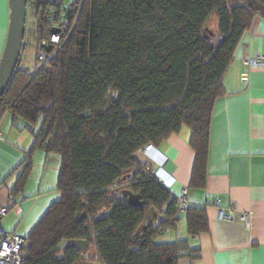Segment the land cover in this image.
<instances>
[{
  "label": "trees",
  "instance_id": "1",
  "mask_svg": "<svg viewBox=\"0 0 264 264\" xmlns=\"http://www.w3.org/2000/svg\"><path fill=\"white\" fill-rule=\"evenodd\" d=\"M30 3L37 64L51 28L38 0ZM258 15L257 0H84L72 35L50 47L51 61L28 72L20 57L0 99V124L6 116L22 121L33 145L10 196L24 194L37 151L57 164L60 192L23 237V264H82L94 246L103 264L196 257L186 240L158 239L182 213L190 236L208 233L206 209H179L133 156L187 128L196 153L190 186L201 188L214 105ZM26 45L25 36L22 53ZM126 192L144 206H132Z\"/></svg>",
  "mask_w": 264,
  "mask_h": 264
},
{
  "label": "crops",
  "instance_id": "2",
  "mask_svg": "<svg viewBox=\"0 0 264 264\" xmlns=\"http://www.w3.org/2000/svg\"><path fill=\"white\" fill-rule=\"evenodd\" d=\"M10 12V0H0V60L7 42ZM261 55L264 56V18L258 15L235 51L223 81L225 95L214 105L201 188L190 186L196 153L190 146L191 131L187 128L154 146L152 157L143 151L133 156L141 165L153 168L162 164L163 185L172 197L179 199L188 189L187 206L206 209L208 233L190 236L182 213L177 227L160 237L159 243L186 240L197 252L196 257L181 258L178 264H264V68L250 69L243 64L245 59ZM0 133L4 136L0 140L1 208L10 203V191L22 173L33 135L22 121L13 123L10 116L2 120ZM49 161L42 151L34 154L25 192L17 197L21 212H10L0 221L6 232L24 237L60 199L58 166H50ZM243 214L249 215V229Z\"/></svg>",
  "mask_w": 264,
  "mask_h": 264
},
{
  "label": "built area",
  "instance_id": "3",
  "mask_svg": "<svg viewBox=\"0 0 264 264\" xmlns=\"http://www.w3.org/2000/svg\"><path fill=\"white\" fill-rule=\"evenodd\" d=\"M38 2L45 10L44 17L51 28L50 37L41 41L42 51L38 54L37 62V69L39 70L44 64L51 61L55 55V53L50 52V47L65 43L76 29L84 0H38ZM243 64L250 69H263L264 56L245 59ZM0 140H4V136L1 133ZM152 151L153 146L148 145L143 152L152 157L150 154ZM160 166L156 168L147 167L146 171L157 178L160 183L165 184ZM188 192V189H184L182 197L177 199L179 209H184L187 206ZM21 208L20 202L11 198L7 206L0 208V221L10 212L19 214L22 210ZM242 219H244L246 228L249 229L251 227L249 215L243 214ZM227 220H232V217H227ZM25 244V238L6 232L0 225V264H23V248Z\"/></svg>",
  "mask_w": 264,
  "mask_h": 264
},
{
  "label": "water",
  "instance_id": "4",
  "mask_svg": "<svg viewBox=\"0 0 264 264\" xmlns=\"http://www.w3.org/2000/svg\"><path fill=\"white\" fill-rule=\"evenodd\" d=\"M264 7V0H257ZM10 26L4 53L0 60V99L9 86L16 68L20 62L23 49L28 0H10ZM129 203L134 207L144 206L140 201V196L131 192H126ZM82 218H86V214Z\"/></svg>",
  "mask_w": 264,
  "mask_h": 264
},
{
  "label": "rangeland",
  "instance_id": "5",
  "mask_svg": "<svg viewBox=\"0 0 264 264\" xmlns=\"http://www.w3.org/2000/svg\"><path fill=\"white\" fill-rule=\"evenodd\" d=\"M36 20H35V9L32 7V4L30 3L28 6V11H27V22H26V41L27 45L25 50L22 53L21 56V64L20 68L22 70L28 71V72H34L37 64H36V44H37V39H36V26H35ZM53 164H50V166ZM152 167V166H151ZM158 166H155L153 168H156ZM50 169H53L49 167ZM51 172L49 171V174ZM7 221L11 222V224L14 223L10 217L7 218ZM8 231V230H6ZM31 230L27 234H23L24 237H27L30 234ZM160 239V238H159ZM158 239V241H159ZM92 248V249H91ZM86 254L82 264H103L98 256L97 251H95V246L91 247ZM92 259V260H91Z\"/></svg>",
  "mask_w": 264,
  "mask_h": 264
},
{
  "label": "bare ground",
  "instance_id": "6",
  "mask_svg": "<svg viewBox=\"0 0 264 264\" xmlns=\"http://www.w3.org/2000/svg\"><path fill=\"white\" fill-rule=\"evenodd\" d=\"M152 146V145H151ZM144 151V150H143ZM154 152V146H153V151L150 153L151 155H152V153ZM148 167H150V168H152L151 166H148ZM146 169H147V167H146ZM173 199H175V198H173ZM176 201H177V199H176ZM186 208V207H185Z\"/></svg>",
  "mask_w": 264,
  "mask_h": 264
}]
</instances>
